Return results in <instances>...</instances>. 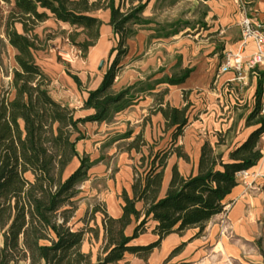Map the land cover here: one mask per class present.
<instances>
[{
  "label": "trees",
  "instance_id": "obj_1",
  "mask_svg": "<svg viewBox=\"0 0 264 264\" xmlns=\"http://www.w3.org/2000/svg\"><path fill=\"white\" fill-rule=\"evenodd\" d=\"M2 1L9 6L5 36L16 50L17 68L13 73V97L0 99V264H16L21 260L30 264H94L91 255L82 251L85 230L74 231L70 226L77 211L74 199L80 192L78 186L86 180L92 164L82 159L75 173L66 180L63 175L78 156L77 143L86 138L80 126L108 121L112 111L122 108L119 104L128 91L113 90L117 67L128 54L127 41L137 34L134 27L143 24L141 16L149 0H124V3L122 0L121 5L117 0ZM101 10L110 11L109 25L119 36L112 52H117V56L99 89L90 92L84 104V109H94L96 114L77 119L74 109L55 100L49 92L52 81L35 58L40 41L36 30L50 19L68 24L73 29L67 33L71 45L86 59L100 38L103 21L96 13ZM81 36L84 40L78 41ZM192 72L190 68L181 69L166 82L180 85ZM73 79L81 86L76 76ZM263 87L261 79L257 106L246 123L258 128L248 140L231 150L228 160L206 142L198 174L184 178L175 167L164 198H160V192L168 159L174 153L188 158L180 148L155 154L151 151L141 157L142 165L148 163V168L142 174L136 172L132 197L123 191L122 217L112 218L101 207L93 209L92 215L103 212L106 234L103 256L96 264H117L126 253L147 260L170 234L198 229L201 235L208 223L225 211V200L238 185V174L253 168L262 158L258 145L264 134ZM188 110L189 105L183 109L169 105L158 109L167 121V128L174 129V140L183 135L188 125ZM140 141L138 136L129 149L139 151ZM28 173L33 175V181L26 177ZM138 202L144 203L143 212L137 209ZM143 215L133 236H126L133 220L139 221ZM150 219L157 222L154 233L158 241L146 247L131 246L134 239L146 232Z\"/></svg>",
  "mask_w": 264,
  "mask_h": 264
},
{
  "label": "crops",
  "instance_id": "obj_2",
  "mask_svg": "<svg viewBox=\"0 0 264 264\" xmlns=\"http://www.w3.org/2000/svg\"><path fill=\"white\" fill-rule=\"evenodd\" d=\"M157 2L158 0H149L141 16L143 24L136 25L137 34L127 41L128 54L117 67L113 90L116 93L128 91L119 104L122 108L115 115L126 120L131 127H136L135 132L125 133L121 137L128 144L124 154L130 156L137 153L142 157L146 155L143 153L145 147L150 149L155 144L164 146L170 143L172 151L180 148L188 158L186 160L174 153L168 159L160 192V198H164L175 167L184 178L198 174L202 147L206 142L228 160L230 151L245 143L258 128L248 127L246 123L257 106L256 93L259 81H264L263 70L256 69L242 75L234 71L221 74L219 70L227 52L236 53L242 50L246 59L256 53L254 40H249L244 47L241 46V25L245 17H249L254 23H264V0H244L246 9H242L235 0H192L196 6L202 4L205 8L202 30L195 37L197 39L202 36L203 39H197V43L181 38L183 32L190 30L188 27L183 30L173 29L171 34L156 35L158 23L153 17ZM0 4L5 3L0 0ZM96 16L103 21L100 38L85 60L69 63L72 72L61 69L53 55L47 57L48 64L43 63L44 71L52 77V86L60 82L67 87L68 91L63 92L64 97L56 95L57 100L74 109L77 119L93 117L96 114L94 109H84V104L89 93L99 89L117 56V52H112L117 47L119 36L109 25L110 11H98ZM49 21L56 22L50 19L46 24ZM59 24L64 29H71L68 24ZM200 25H197L195 31L199 30ZM18 30H22L20 25ZM5 41L9 45L6 38ZM187 44H191V52ZM102 62L104 65L106 62V65L100 70ZM179 64L182 65L181 69L190 68L193 72L184 83L170 85L166 79L174 75L172 71ZM73 76L79 79L81 86ZM240 76L245 77L244 83L238 79ZM69 96L72 99H68ZM263 98L264 94L261 102ZM167 105L178 109L189 105L188 125L177 140L173 139L174 129L167 128L166 119L158 112L160 107L165 108ZM113 114L112 111L109 120ZM109 120L81 125V131L86 138L77 143V149L79 143L91 137L92 130L93 137L101 140L100 134L103 135L105 129L112 130L107 129L110 128ZM138 136L141 137L140 150H130V145ZM104 138H112V135L108 134ZM258 147L262 158L249 171L261 176H251L247 180L250 187L238 178V185L225 200L227 210L215 216L201 235L198 229L170 234L151 252L147 260L126 253L124 259L117 264H264V134ZM151 151L154 152L151 149L149 153ZM77 154L79 157L78 150ZM118 170L115 179L111 180L108 175H104L105 177L96 176L97 182L93 178L88 180L94 181V187L90 190L93 194L89 196L80 192V195H85L81 197L70 223L74 231L85 230L82 251L91 255L94 264L103 256L106 234L103 212L92 215L93 209L101 207L109 216L119 219L123 214V191H127L130 197L133 196L135 176L132 165H119ZM123 175L127 178L124 179ZM136 207L139 211H144L143 202H138ZM143 218L144 215L139 221L133 220L125 231L126 236H133ZM156 226L157 222L150 219L146 232L134 239L130 245L146 247L157 242L159 237L154 233ZM181 246V250L173 254Z\"/></svg>",
  "mask_w": 264,
  "mask_h": 264
},
{
  "label": "rangeland",
  "instance_id": "obj_3",
  "mask_svg": "<svg viewBox=\"0 0 264 264\" xmlns=\"http://www.w3.org/2000/svg\"><path fill=\"white\" fill-rule=\"evenodd\" d=\"M121 3H122V0H117L118 5H121ZM192 7H194L193 11H192ZM154 11H155V16L153 18L156 19L157 20L156 23H158L157 24L158 31L156 34L157 36L158 35L163 36V35H166L167 33L171 34L173 33L172 32L173 29L183 30L188 27L190 30L183 32V34L181 35V38H185L186 40L191 41L193 43H197L199 40L203 39L202 36L197 37V39L199 40L195 38L197 34L201 32L202 27H203L202 26V23H203L202 15L205 11V8L204 6H202V4H199L198 6H196L195 4H193L192 0H160V1L158 0L157 6L155 7ZM8 13H9V7L6 4H0V99H4V98L10 99L13 97L14 95V90L12 88L13 73L15 69L17 68V64L15 61L16 50H13L8 45V43L5 41V38H6L5 22H6ZM47 22L40 25L36 30L40 38V41L38 43L39 50L35 52L36 62L44 71L43 63L48 64L49 61L47 57L50 55H53L55 58V61L58 63L61 69H63L65 72L66 71L72 72L73 71L72 68L69 66V63L66 62L65 59L62 57V54L65 55L71 49L72 45L68 39L67 33L72 32L73 29H67V28L64 29L61 24L54 22V21L53 22L49 21L50 22L49 24H46ZM198 24H201L199 26V30L195 31V28H198L197 27ZM136 29H138V27L136 28L135 26L134 30L136 31ZM83 40H84V36H81L78 39V41H83ZM150 44H151V41H149L148 45ZM187 46H188V50L191 52V48H192L191 44H187ZM105 65H106V62H105ZM105 65H104V68H105ZM181 66H182L181 64L177 65L173 69L174 71H172L173 74H178V72L181 71ZM47 75L52 81V77H50L49 74ZM56 78H57L56 80H58V77ZM52 83L53 81L51 82V85L49 86V92L51 96L55 100H57L56 95H59V96L61 95L62 97H64L63 92L68 91L67 87L62 86L60 82L55 83L54 86H52ZM70 97L71 96H69L68 99ZM129 102L132 103V101H129ZM61 103L64 105H67V103H64L63 101ZM115 114L116 113L114 112L113 116H111L109 120L110 128H107V129H112V130L105 129L104 130L105 133L104 134L102 133L103 135L100 134L101 140H96L98 139V137H93V134H92L93 130H92L91 137L79 143L78 149H77L79 152V157L74 158V160L68 166V168L66 169L63 175L64 180L69 178V176L73 172H76L79 169L82 159H85L86 161H88V164H92L91 169L88 170L86 180L78 186L79 191L82 193H85L86 195L90 196L93 194L92 192H90V190L92 189V187H94L93 182L94 181L97 182L96 176L105 177L106 175H108V177L111 180L112 178L115 179L116 173L119 171L118 170L119 165L124 166V164L128 165L130 163V165H132L133 167L132 172H134V176L136 172L138 174H142L148 168V163H145L144 165H142L140 161L141 154L136 153L130 156H128V154H124L125 150H127L128 144L124 142L123 140H121V137L125 136V133L135 132L136 127H131L129 123L127 124L126 120L124 121L123 119H120V117ZM108 134H111L112 138L105 139L104 137ZM151 149L154 150V154L157 153L158 151H169V150L171 151L170 143H168V144H164V146H161V144H157V145L155 144V145H152V148L150 149L148 147H145V151L143 150V153L145 152V154L148 155ZM26 177L30 181H33L34 179L31 173H28ZM123 177L124 179L127 178L126 175H123ZM91 178L94 179L93 182L88 181ZM80 192L78 196L74 199L75 201L74 207L77 209H78L81 197H84L85 195V194L80 195ZM16 264H30V263L27 260H21L20 262Z\"/></svg>",
  "mask_w": 264,
  "mask_h": 264
},
{
  "label": "built area",
  "instance_id": "obj_4",
  "mask_svg": "<svg viewBox=\"0 0 264 264\" xmlns=\"http://www.w3.org/2000/svg\"><path fill=\"white\" fill-rule=\"evenodd\" d=\"M236 3L240 5L242 9H246V2L244 0H235ZM242 43L241 46L244 47L249 40H254L257 46V51L254 55L249 58L243 56L242 50L233 53L227 52L224 55V61L220 67L219 72L221 74L234 71L240 75L243 73H248L250 71L261 69L264 72V23H254L249 17H245L242 22ZM62 57L68 63H74L78 60H83L82 52L76 49L74 46H71V49L65 55L62 54ZM244 83L245 77L240 76L238 78ZM261 112L264 114V98L261 104ZM251 176H261L251 174L249 170L242 171L238 174L237 178L241 179L247 187H250L251 184L247 180ZM227 210V207L225 211ZM224 211V212H225ZM223 212V213H224Z\"/></svg>",
  "mask_w": 264,
  "mask_h": 264
},
{
  "label": "water",
  "instance_id": "obj_5",
  "mask_svg": "<svg viewBox=\"0 0 264 264\" xmlns=\"http://www.w3.org/2000/svg\"><path fill=\"white\" fill-rule=\"evenodd\" d=\"M103 65H104V62L101 63V65H100V70H102Z\"/></svg>",
  "mask_w": 264,
  "mask_h": 264
}]
</instances>
